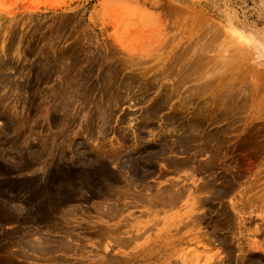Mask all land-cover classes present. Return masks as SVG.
<instances>
[{"label":"rangeland","instance_id":"obj_1","mask_svg":"<svg viewBox=\"0 0 264 264\" xmlns=\"http://www.w3.org/2000/svg\"><path fill=\"white\" fill-rule=\"evenodd\" d=\"M261 29L264 0H0V264H264Z\"/></svg>","mask_w":264,"mask_h":264},{"label":"clouds","instance_id":"obj_2","mask_svg":"<svg viewBox=\"0 0 264 264\" xmlns=\"http://www.w3.org/2000/svg\"><path fill=\"white\" fill-rule=\"evenodd\" d=\"M239 31L240 30H237L238 33H239ZM233 38L239 40L240 35L238 34ZM243 38L245 40L249 41V43L253 44V46L259 45L262 53H264V29L260 30V38L259 39H257L256 35L253 33H243Z\"/></svg>","mask_w":264,"mask_h":264},{"label":"bare ground","instance_id":"obj_3","mask_svg":"<svg viewBox=\"0 0 264 264\" xmlns=\"http://www.w3.org/2000/svg\"><path fill=\"white\" fill-rule=\"evenodd\" d=\"M245 32H248V31H245ZM250 33H253V34H255L256 35V37H257V39H259L260 38V36L258 35V33L256 32V31H250ZM256 49H257V51L259 52V54H261V55H263L264 56V53H262V51H261V48H260V46L259 45H256Z\"/></svg>","mask_w":264,"mask_h":264},{"label":"crops","instance_id":"obj_4","mask_svg":"<svg viewBox=\"0 0 264 264\" xmlns=\"http://www.w3.org/2000/svg\"><path fill=\"white\" fill-rule=\"evenodd\" d=\"M184 1H186V0H184ZM187 1H191V0H187Z\"/></svg>","mask_w":264,"mask_h":264}]
</instances>
